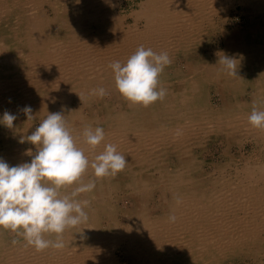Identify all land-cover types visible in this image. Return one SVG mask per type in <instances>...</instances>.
<instances>
[{
  "label": "bare ground",
  "instance_id": "6f19581e",
  "mask_svg": "<svg viewBox=\"0 0 264 264\" xmlns=\"http://www.w3.org/2000/svg\"><path fill=\"white\" fill-rule=\"evenodd\" d=\"M43 1L13 0V7L30 13L22 18L16 12L20 16L18 24L23 26L22 31L18 30L23 34L21 44L25 48L16 46L12 53L0 42V64H9L15 70L24 72L19 85L29 96L39 94L37 88L41 85L37 81L43 75L41 71L47 76L52 68L60 67V62H70L71 66L66 68L70 72L65 77L76 81L73 96L68 97L67 94L66 97L47 99L49 103L41 107L43 112L51 108L61 109L77 146L84 149L89 161L104 151L105 144L111 143L126 156L128 163L115 176L103 178H96L93 170L88 168L83 182L95 180V188L78 195L81 201H89L85 208L87 222L64 231V246L60 248L58 261H51L49 256L44 255V250L38 251L33 247L35 253L31 264H117L114 257L116 249H121L125 257L135 255V264H234L237 260L244 261L246 256L252 264H264V223L258 222L255 217L264 198V186H260V182L264 183V167L254 171L250 168L252 164H246L249 167L242 169L246 173L244 179L238 177L235 183L225 174L219 177L200 174L203 166L194 152L204 141L222 138V143L230 144L234 141V131L242 126L248 128L251 142L264 145V128H255L248 121L254 103L258 110L264 111V18L256 17L254 12L257 8L264 12V0H237L247 13L248 24L240 33L231 35L223 48L216 49L205 43L212 20H215L211 7H217L221 19L225 13L224 0H141L135 8L136 13L131 15L134 19L132 24L124 22V17L119 14L118 0H70L67 4L73 5L72 9H65L55 0H50L48 4L54 10L52 17L44 15L41 10ZM6 2H0V15L10 11ZM62 25L66 30L65 37L56 43L52 41L51 33L58 34ZM141 45L157 53L166 51L170 58V54L173 55L172 63L158 78V88L166 90L165 98L147 107L132 104L118 92L110 67L115 61L126 63ZM205 49L208 51L205 52ZM223 55L237 60L236 75H230L220 63ZM23 57L27 58L29 69L25 70ZM52 76L56 75L53 73L48 77ZM98 79L102 81L98 82ZM67 83L66 89L72 87L73 82ZM96 83L107 84L106 88L111 89L114 100L107 102L95 95L97 110L85 114L82 109L90 99V91L99 89L93 87ZM207 88L213 91L217 105L212 104L210 96L206 97ZM47 89L44 94L48 93ZM238 93L245 99L240 101ZM80 99L84 100V104L77 108L73 101ZM50 100L60 103L49 105ZM87 126L104 129L105 140L95 148L84 143L83 131ZM25 133L24 130L21 135ZM16 140L18 142V135L12 139L15 143ZM6 144L0 139V154L11 159L5 157L11 167L17 157L5 154ZM31 147L37 151L36 146ZM174 158L175 162L172 161ZM256 171L260 173L257 177ZM74 187L76 185L63 188L62 194L70 195L65 192ZM153 189L162 192L158 206L165 211L161 214L148 209L151 197L148 192ZM111 190L123 191L125 199L130 200L134 209L124 212L121 223L109 213L108 224L102 228L98 223L99 209L108 206L112 212ZM114 201V204L118 203V198ZM179 213L183 215L178 216L175 222L169 219L170 215ZM187 224L189 230L198 226L207 232L206 241L204 239L205 242L196 244L203 251L191 252L188 261L180 259L181 247L178 248V245L172 246L176 251L169 250L164 259V252L153 256L143 252L134 254L140 241L149 247L162 245L161 242L167 241L175 229L186 230ZM211 229L213 232H225L219 238L209 237ZM2 230L0 228V247L5 248L8 236ZM15 236L20 244L23 237L17 233ZM187 244L191 246V242Z\"/></svg>",
  "mask_w": 264,
  "mask_h": 264
},
{
  "label": "rangeland",
  "instance_id": "374dc122",
  "mask_svg": "<svg viewBox=\"0 0 264 264\" xmlns=\"http://www.w3.org/2000/svg\"><path fill=\"white\" fill-rule=\"evenodd\" d=\"M1 1H5V0H0V2ZM6 1H7L6 3L8 5H10V9H9L10 11H7L6 13H4V15L3 14L0 15V42L2 44H4L10 52H12L14 50V47L16 48V46L17 47L20 46L23 49L25 48L21 44V41L23 40V38H22L23 34H21L20 31L23 30V26L18 24V23H20L19 22L20 16H18L17 13H20L22 18H23V16L29 15L30 13L22 11V9L19 10V9H17V7H13L14 6V4H12L13 0H6ZM49 1L50 0H44L43 1L41 10H43L44 15L46 14V16L49 15L52 17V15H54V10L52 9V6L50 4H48ZM51 1H53V0H51ZM68 1H70V0H55L57 5H60L61 7H64L65 9L74 8L73 5L70 4L71 5L70 6L69 4H67ZM139 1H141V0H118L119 6L117 7V10H119V14L122 16V18L124 17V22H126L127 24H132L134 22L133 16H131V15L133 13H136L135 11H137V10L135 8L137 7V4ZM225 1H226V3H225ZM223 5H224V12L225 13L221 19H219V17H218L219 11H217V7L213 6V5H212V7L210 6L211 9L213 10V12H212V10L210 9L212 12V17H214L215 20H212V25L210 27V30L208 31L209 36H208L207 42L205 44L212 45L215 49L221 48V47L223 48L227 39L231 35H234L238 32L240 33L248 24L246 21L247 13L244 11V7L242 6V4H240L237 0H224ZM13 8H15V9H13ZM35 11H37V7H36ZM254 12L256 14V17H258V18L263 17L264 18V12H261L258 8L255 9ZM14 15H15V17H14ZM263 23H264V21H263ZM11 26H12V28H11ZM16 27H17V30H16ZM65 33H66V30L64 29V27L62 25L60 27V31L58 34H56V32L51 33L52 34V36H51L52 41H56V43H57L60 40L59 42H61L62 39H64V37H65ZM252 33H253V31H252ZM3 34H5V35H3ZM3 40H5V41H3ZM16 42H18V43H16ZM96 43H97V41L94 44L95 45L94 50L96 49ZM206 51H208V49H205V52ZM196 55H199V53ZM170 56H171V58L173 57L172 54H170ZM22 61H23L22 63L26 67L25 70L29 69L28 68L29 65H27L28 64L27 58L23 57ZM52 62H54V61H52ZM70 64L71 63L67 62V61H64V63L60 62V67H54V69L52 68L53 70L51 69L50 73H47V76H46V72L41 71L40 73L43 74L42 77L44 76V78L41 77L43 80L41 78H39L37 81V83H39V85H41L40 88L39 87L37 88V92H39V94L34 93L33 95H29V96L23 92V88H22L23 86L19 85V81L22 79V74L24 72L22 70H18V71L15 70L14 67L12 68V65L0 64V81H1L0 90L2 89L0 91V93H1V95H0V107H1L0 112L2 111L0 113V119H2L3 114L5 113L4 112L5 110L11 111V114H14L17 117L16 120H14V122H13L12 128H8L4 124L0 123V136H2L0 139H2V141L7 143L6 146H4L6 149L5 154L9 153V155H8L9 157H10V154L14 158L17 157V159L15 158L16 163L13 166L19 165L21 163H27L28 161L31 162L32 156L35 155L36 151H33L34 148L32 149V147H31V146H35V145H33L32 143L27 141V139H26L27 136L31 135V133L33 131H35V129L39 126V123L42 122L47 117L48 113L61 112L60 108H51V109H48V111L46 110L45 111L46 114H45V112H43V110H42L43 108H41V107L44 105H47L49 103V101H47V99L52 98V97L53 98L66 97V96H68L67 94H69L68 97L73 96L74 91H75L74 86H76L75 85L76 81L74 78L67 77L68 76L67 74H68V72H70V70L66 69L69 66H71ZM95 71H98V70H94V72ZM16 73H17L18 77H17V75H15ZM53 73H54V75H56L55 77H53V76L48 77L49 75H52ZM95 73L98 74L99 72H95ZM13 75H15V76H13ZM65 75H67L66 76L67 78L65 77ZM10 77H11V79H10ZM15 77L17 79H15ZM99 77H101V75H99ZM3 78H4V80H3ZM17 80H18V82H14ZM101 81H102L101 79H98V82H101ZM10 82H11V84H9ZM67 82H69V83L73 82L72 87L69 86L68 89H66L67 84H68ZM1 85H5V86H1ZM95 86L97 88H104L107 91V95L103 96V98L107 102L110 99L114 100L113 99L114 96H113V93L111 92V89L106 88L107 84H105L103 86L102 84L96 83L93 87L95 88ZM15 87H16V89H15ZM47 88H49V89H47ZM3 89H5V90H3ZM46 89L48 90L47 91L48 93L44 94V92H46ZM10 92H11V94H10ZM3 93H5V94H3ZM213 94L214 93L211 90V88H207L206 97L210 96L212 104L217 105L218 100L215 96H213ZM61 95H63V96H61ZM15 96H17V97H15ZM211 96H213V97H211ZM238 97H239L238 99H240V101L245 99L239 93H238ZM89 98L90 99H87V104L85 105V108L82 109L85 114L86 113L91 114L92 112L96 111L98 108L97 102L95 100L96 99L95 95H91ZM50 101H51V103L49 105H51L52 103H58V104L60 103L59 101H53V102H52V100H50ZM27 104H30V105H27ZM73 104H75L77 108H81V106L84 104V100L83 99H80L79 101L74 100ZM26 105L32 107L31 109H32V115H33L34 119H28L27 115L24 112H22L23 108L26 107ZM118 108H120V107H118ZM16 110H17V112H16ZM75 121L77 122V119ZM232 126H233V124H232ZM247 129H248L247 127H243V126L237 128L233 134L234 141L230 142V144H227L225 142L222 143V141H221L222 138H220V140H218V141H215V140H209L207 142L204 141L203 145H201L200 147H197V149H195L194 152L201 159V164L203 166V168L201 169V171L199 173L200 174H212L214 177H219L220 174L221 175L225 174V176L229 177L230 179L231 178L234 179L235 183H237L236 178L241 177V179H244V177H245L243 175H245L246 173L243 172L244 170H242L244 168V166L246 168L252 164V167H253V165L255 164V166L253 167L254 169L250 166V168L254 171L259 170L257 168H260V169L263 168L264 163H262V162H264V145L263 144L258 145L253 141L251 142V140H250L251 137L248 135ZM24 130L26 131L25 135H21ZM17 135H18V142L16 140V143H15L12 141V139H14V137L16 138ZM237 136H238V139H237ZM219 141H220V143H219ZM26 144L27 145L29 144V145L27 146ZM27 149H28V151H27ZM225 151L227 152V154H225ZM21 152L23 154H20ZM29 152H31L33 155L32 154L29 155ZM0 156H3L0 158L4 159V161H5V157L8 158L4 154H0ZM8 159H10V158H8ZM171 159H172V157L170 158V161H171ZM10 161H11V159H10ZM172 161L175 162L176 159L174 158ZM246 164H249V165H246ZM258 164L261 167H259ZM256 166H258V167H256ZM218 168H220V171H217ZM237 172H239V173H237ZM241 172H242V174H241ZM239 174H241V176ZM259 174H260L259 171L258 172L256 171L255 177L259 176ZM262 184H264V183L260 182L261 187L264 186ZM72 191H73V189L70 188L65 193L71 194ZM110 192H111V194H110L111 198L113 200L112 207H111L112 212L109 211L110 209L108 208V206H102L103 208L100 207V209H99V211L100 210L101 211L99 212L100 218L98 220V223L102 228L106 227V225L108 224L107 221L109 220V213H110V217L114 218L116 222L118 221V223H121L124 212H127L128 210L134 209V206H132L130 200L125 199V197H124L125 194L123 191H112L111 190ZM62 193H64V192H62V189H61V195H63ZM148 193L151 196L148 199V209L151 208L150 209L151 211H155L159 214H161V212L165 211L164 208L158 206V199H159V196L162 194V192H160L159 190L153 189V190H150ZM118 194H119V196H118ZM167 194L169 195L170 193H167ZM76 198L78 200H80V197L77 196ZM117 198H118V203L114 204V202H115L114 200H116ZM259 206L260 207L258 208V210L255 213L256 214L255 217L258 219V222L264 223V209H263L264 208V198H263V203H261V205H259ZM258 211H260V212H258ZM180 215L182 216L183 213L177 214L176 220H177V218H179L178 216H180ZM196 228L189 230L188 224H187L186 230L184 229L187 233L183 229H182V231L179 230V228H178V230L175 229L171 233L170 237H167V239H166L167 241H165L164 243L161 242L162 245L153 243L154 245L150 246L152 249L147 245V243H143L140 241L139 242L140 246L138 245L140 248L135 247L134 254L140 255L141 252H143V253L152 254V256H153V255L157 254V252H160V253L164 252V254L162 256V259H164V258H166V253L169 250L173 251V252L176 251V250H174L176 248H173L172 246L178 245L177 246L178 248L181 247V249L179 250L180 259L182 260V262L188 261V259H189L188 256H190L191 252L194 253L195 251L196 252L200 251L199 253H201L203 251L202 248L196 247L197 246L196 244H198L199 242L201 243V242L206 241L207 232L203 230V227L199 228L197 226ZM201 231H202V233H200ZM2 232H5L7 234L5 236H8V237H6L8 240L5 239L7 241L6 242L7 246L5 248L0 247V264H23V262H24V264H31L32 257L35 253V251H34L35 248H33V246L28 245L26 243V241L24 240V238L23 239L21 238L22 242L20 244H18L20 242V240L18 238H16V236H15L16 233L15 232L13 233L11 230L3 229ZM224 232L225 231H223V230H218V232H213L211 229L210 233H209L210 234L209 237L213 236L214 238H219L221 236L220 234H224ZM201 234H203V235H201ZM53 235H55V236L51 237V236H49L48 233H45L44 238L55 241L56 240V234L53 233ZM182 237L184 239H182ZM178 239H180V240H178ZM204 239H205V241H204ZM179 242H181V243H179ZM189 242H191V246H190V244H187ZM171 243L173 245H171ZM192 243H194V244H192ZM165 244H167V245H165ZM143 245H145V246H143ZM141 247H145V248H141ZM184 247H185V250L183 249ZM50 248H52V249H50ZM166 248H167V250H166ZM144 249H145V251H144ZM31 250H32V252H31ZM54 250H56V251H54ZM44 251H45L44 255L49 256L48 258L51 261H58L59 257H61L60 249H56L54 247H49L47 249H44ZM181 251H182V253H181ZM41 253H43V252H41ZM121 253H122L121 249L115 250L114 257L117 260V264H135V261L133 260V258H135V255H131L132 257H129V256L125 257ZM160 253H158L157 255H159ZM57 255H59V256H57ZM164 255H165V257H164ZM16 260H20V261L16 262ZM12 261L16 262V263H13ZM234 264H252V260L246 256L244 261L240 262V260H237V261H235ZM258 264H263V263L259 262Z\"/></svg>",
  "mask_w": 264,
  "mask_h": 264
},
{
  "label": "clouds",
  "instance_id": "9594fccd",
  "mask_svg": "<svg viewBox=\"0 0 264 264\" xmlns=\"http://www.w3.org/2000/svg\"><path fill=\"white\" fill-rule=\"evenodd\" d=\"M219 61L230 75H236V59L223 55ZM171 63L166 51L157 53L141 45L126 63L115 61L110 67L118 92L132 104L147 107L165 98L166 90L158 88V78ZM90 94L103 97L107 91L92 89ZM23 112L28 119H34L30 106L24 107ZM16 118L5 111L0 123L12 128ZM248 121L255 128H264V111L258 110L255 103ZM83 137L85 144L95 148L105 140V132L102 127L87 126ZM26 139L37 148L31 162L10 167L0 159V228L17 233L38 251L49 247L60 249L64 246V231L88 220L85 208L89 201L76 198L95 188V180L83 182L88 168L96 178H103L115 176L128 162L111 143L105 144L104 151L89 161L84 149L77 146L61 112L48 113ZM73 185L76 187L70 195H61V189ZM169 219L175 222L176 216L170 215ZM45 233L56 234V240L45 239Z\"/></svg>",
  "mask_w": 264,
  "mask_h": 264
}]
</instances>
